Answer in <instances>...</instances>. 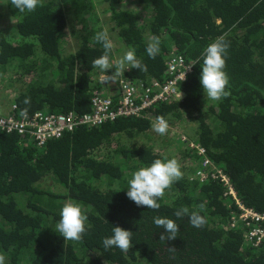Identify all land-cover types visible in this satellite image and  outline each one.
I'll return each mask as SVG.
<instances>
[{
	"label": "trees",
	"instance_id": "16d2710c",
	"mask_svg": "<svg viewBox=\"0 0 264 264\" xmlns=\"http://www.w3.org/2000/svg\"><path fill=\"white\" fill-rule=\"evenodd\" d=\"M4 2L14 24L10 33L0 26V82L11 83L2 100L20 115L82 116L91 111V90L109 95L99 69L92 67L103 53L94 35L105 26L115 43L113 56L132 48L147 66V71L121 73L113 81L117 87L119 78L143 88L164 83L173 56L192 66L179 84L180 99L158 103L140 116L79 128L42 148L28 137L0 134L5 264H264V240L254 247L245 229L230 227L238 208L227 187L212 177L221 171L237 201L264 216V0H44L42 7L24 13ZM100 7L107 16L103 25ZM150 35L160 38L155 59L146 52ZM222 35L230 45L224 57L229 95L208 101L199 79L202 52ZM70 39L73 50L65 53ZM160 115L173 129L194 132L211 163L206 182L190 180L201 161L195 150L178 135L152 130ZM173 156L184 175L165 190L158 210L127 197L134 171ZM69 199L88 218L79 241L56 232L60 209ZM201 203L202 227L175 216L181 207L198 211ZM156 216L180 226L176 239L160 240L163 229L154 224ZM113 226L133 232L129 251L104 248L103 238Z\"/></svg>",
	"mask_w": 264,
	"mask_h": 264
},
{
	"label": "clouds",
	"instance_id": "9594fccd",
	"mask_svg": "<svg viewBox=\"0 0 264 264\" xmlns=\"http://www.w3.org/2000/svg\"><path fill=\"white\" fill-rule=\"evenodd\" d=\"M10 4L20 13L33 12L38 6H43L44 0H10ZM94 40L103 47L102 55L92 61V67L99 69L102 82L114 81L117 76L126 70L138 69L139 71H147V66L137 58L135 50L132 48L125 50L122 55L113 56L115 43L106 28L96 32ZM159 45L160 38L150 35L146 47V52L150 58L155 59L158 55L160 51ZM229 46V43L222 35L216 37L202 52V71L199 79L203 88L204 98L208 101H219L229 95L226 90L229 84V77L224 70L226 67L224 57ZM112 69L114 71H111V75H109V70ZM185 74L186 72L184 73V79L186 78ZM117 96L118 90L114 98L117 99ZM111 99L113 100V98ZM25 103H28V100ZM151 126L152 130L159 135H165L169 130L168 120L162 115L156 116ZM183 175L181 165L176 157L157 158L149 166L140 167L131 174L126 195L137 206H146L148 209L158 210L160 208L158 200L163 198L165 190L170 189L175 182L183 178ZM204 208L205 205L203 203L198 205V211L190 212L188 207H181L175 212V216L178 219L187 216L189 223L193 227L200 228L205 223L204 217L200 215ZM87 219L80 204L69 199L60 209L56 232L64 240L79 241L86 231ZM153 222L158 228L163 229L160 240L168 241L177 238L180 226L173 219L156 216L153 218ZM132 233L120 226H113L112 234L103 238V246L105 249L115 247L127 252L132 247ZM5 262V255L0 253V264H5Z\"/></svg>",
	"mask_w": 264,
	"mask_h": 264
},
{
	"label": "built area",
	"instance_id": "2783aa9c",
	"mask_svg": "<svg viewBox=\"0 0 264 264\" xmlns=\"http://www.w3.org/2000/svg\"><path fill=\"white\" fill-rule=\"evenodd\" d=\"M185 72L186 77L191 74L192 66L186 65L181 57L173 56L167 63L168 79L164 83H155L150 88H143L140 84H132L120 78L116 101L93 89L90 93L91 111L82 116L72 113L57 115L43 111L27 116L20 115L16 106H10L5 113L0 112V134L28 137L37 147L42 148L48 142L60 139L79 128L89 130L120 118L140 116L158 103L179 99L181 94L178 88L186 79ZM169 130L175 131L170 126ZM189 147L194 149L201 159L190 180L204 183L211 176V163L206 159L201 147L196 144ZM217 174L212 177L219 178L227 187L228 195L233 198L238 208V215L231 218L230 227L234 228L239 224V229H245L247 232V242L259 247L264 240V216L244 208L237 201L228 179L221 171Z\"/></svg>",
	"mask_w": 264,
	"mask_h": 264
},
{
	"label": "rangeland",
	"instance_id": "374dc122",
	"mask_svg": "<svg viewBox=\"0 0 264 264\" xmlns=\"http://www.w3.org/2000/svg\"><path fill=\"white\" fill-rule=\"evenodd\" d=\"M0 7L2 9L1 10L2 19H1V22H0V26H1L2 30H4L6 33H10L12 31L11 28L13 27L14 21L11 20L9 18V16L6 14L4 0H0ZM125 8H130V6L129 7L125 6ZM103 9H104V7H100L99 10L97 9L98 13H99V16H100V20H101V25L105 24L104 21L107 19L106 15H101L103 13V11H102ZM130 9H132V8H130ZM132 10H134V8ZM105 28H107V26H105ZM72 50H73V40L70 39L69 44L66 46L65 53H70ZM120 55H122V54H120ZM10 84L11 83L8 82V81H1L0 82V112H2V113H5V110L8 108V106L6 104L7 101L6 100H2V99L4 98L3 95H5L4 89L7 88L8 85H10ZM6 91H8V90H6ZM174 130L175 131L169 130L167 132V135H169V133L174 134V135H178L180 140L186 145V147L189 148V149H192L189 146L196 144L195 143L194 132L190 131L188 133H183V132L181 133V132H179L176 129H174ZM196 168H198L197 165H196ZM52 189H54V191H57L58 187L54 186V187H52Z\"/></svg>",
	"mask_w": 264,
	"mask_h": 264
},
{
	"label": "water",
	"instance_id": "95a60500",
	"mask_svg": "<svg viewBox=\"0 0 264 264\" xmlns=\"http://www.w3.org/2000/svg\"><path fill=\"white\" fill-rule=\"evenodd\" d=\"M105 83L109 87V96L114 98L117 95V85H115L112 80L106 81Z\"/></svg>",
	"mask_w": 264,
	"mask_h": 264
}]
</instances>
